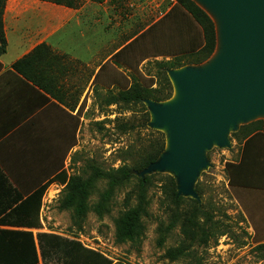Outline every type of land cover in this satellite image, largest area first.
<instances>
[{
  "label": "rangeland",
  "instance_id": "obj_1",
  "mask_svg": "<svg viewBox=\"0 0 264 264\" xmlns=\"http://www.w3.org/2000/svg\"><path fill=\"white\" fill-rule=\"evenodd\" d=\"M63 1L64 4L71 2L74 4L72 8L81 10L78 19L71 23L72 30H75L74 42L77 43L70 55L71 68L75 69L74 76L78 78V96L71 98L73 107L76 101L79 106L78 141L64 144L61 158L47 162L45 176L40 178L39 184L46 185L47 189L39 214L30 211L31 223L37 224L41 234L78 242L86 250L106 259L103 261L101 257L87 255L81 257L82 264H264V248L258 249L264 244L248 236L246 226L240 224L242 216L236 213L232 203L230 166L237 158L233 135L238 132L233 129L228 134V145L220 147L215 144L204 151L205 165L192 186L193 196L188 197L197 200L200 209L206 208L211 222L218 228L208 245L196 246L191 251L192 257L179 261H171L167 257L168 251L176 248L182 240L179 227H171L170 214L164 205L163 193L169 182L166 176L178 178L171 170L158 172L160 175L153 180L148 193L149 216L143 219L145 233L139 240L118 243L114 224L128 204L135 205L136 180L115 191L110 213L102 217L94 212V206L100 193L106 189L104 183L91 190L89 211L79 221L74 220V206L69 209L63 207L68 197L66 186L74 177H88L91 174L88 166L109 170L124 164L132 165L150 141L160 137L157 132L165 136V150L169 149L167 132L151 126L152 114L147 104L150 121L143 127L146 115L141 107L108 106L107 100L110 93L127 90L135 81L145 87L157 88V62L188 64L193 59L190 54L198 51L202 44L201 28L177 0ZM194 1L215 23L216 52L221 51L223 57L227 43L226 39L221 43L220 19L206 4ZM66 56L64 64L69 60ZM104 62H107L106 66L100 70ZM202 67V64L185 65L177 70ZM93 74V87L86 96V81L89 82ZM247 125L240 124L239 130ZM188 206L189 203H185L181 212ZM221 232L225 235L220 236ZM160 237L164 238L162 245L159 244ZM49 264L63 263L53 259Z\"/></svg>",
  "mask_w": 264,
  "mask_h": 264
},
{
  "label": "crops",
  "instance_id": "obj_2",
  "mask_svg": "<svg viewBox=\"0 0 264 264\" xmlns=\"http://www.w3.org/2000/svg\"><path fill=\"white\" fill-rule=\"evenodd\" d=\"M80 12L41 0L6 3L7 45L0 56V256L29 249L15 241H28L25 234L32 233L43 264L37 241L40 229L30 227L25 200L41 187L47 162L61 158L64 144L78 141L79 106L76 101L73 107L71 100L78 96V78L70 55L77 43L71 23ZM94 76L86 81V96ZM238 132L232 203L248 236L264 244V131Z\"/></svg>",
  "mask_w": 264,
  "mask_h": 264
},
{
  "label": "trees",
  "instance_id": "obj_3",
  "mask_svg": "<svg viewBox=\"0 0 264 264\" xmlns=\"http://www.w3.org/2000/svg\"><path fill=\"white\" fill-rule=\"evenodd\" d=\"M8 0H0V56L6 52V36L4 30V11ZM52 2L57 5H66L74 7V4L68 2L64 4L63 0H41ZM180 7L197 23L202 31V44L201 48L192 52L190 56L193 58L188 64L180 65L176 62H157L159 83L157 88L145 87L138 81L133 85L118 94L110 93L108 98V106L120 105L127 108L141 107L146 115V120L143 122V127L147 126L150 121L149 112L145 106L146 100H152L157 103L165 102L171 99L173 94V86L170 82L167 72L169 70H176L185 65H201L207 62L217 47V33L213 20L202 7L198 6L193 0H177ZM103 69V68H102ZM101 69V70H102ZM243 129H253L254 131H264V120L253 122ZM240 130V131H241ZM239 133V132H238ZM238 133L234 134V139L237 138ZM160 136L151 140L144 152L137 160H133L132 165L124 164L117 169L104 170L96 165L88 166L91 174L88 177L78 176L70 180L66 186L68 197L64 202V208L75 207L74 220L79 221L84 218L88 213V201L92 195V189L96 190L100 183H104L106 189L100 193L98 203L94 206V212L102 217L110 213V204L114 198L116 190L125 188L136 180L135 183V205L128 204L125 211L115 219V236L118 243L126 241H135L143 237L145 233V225L143 219L149 216L150 201L148 193L153 187V180L160 174L154 173L145 177L138 178L136 175H141L144 171L148 170L152 165L157 163L161 154L165 151V136L157 132ZM236 168L233 164L230 166V183L231 187L237 185L234 181L233 170ZM169 180L164 191L167 212L170 214L171 227L178 226L182 240L176 248L168 251L167 257L171 261L184 260L193 256L191 252L196 246L208 245L212 236H215V231L218 230L215 223L211 222L210 213L206 208L200 209L199 202L189 198H184L178 195L177 184L173 177L166 176ZM46 185L41 186L34 192L27 200H25V212H35L37 215L41 209L42 198L46 191ZM96 192V191H95ZM129 200L127 199V202ZM185 203H189L187 210L181 212V207ZM27 206L29 208H27ZM30 212V213H31ZM32 228L38 227L36 223H32ZM220 236L225 233L221 232ZM24 242L15 241L16 244L24 247L29 246V249L24 250V254L15 256H0V264H39V256L36 250V242L33 234H25ZM163 239L160 237L159 244H163ZM45 240H49L45 243ZM40 256L43 264H49L51 260L56 259L58 262L62 261L63 264H82V258L91 255L94 258L101 257L96 253L90 252L83 248V246L74 241L66 240L64 238L48 235L38 234L37 236ZM264 245L258 246V249H263ZM102 258V257H101ZM103 261L104 258H102Z\"/></svg>",
  "mask_w": 264,
  "mask_h": 264
},
{
  "label": "water",
  "instance_id": "obj_4",
  "mask_svg": "<svg viewBox=\"0 0 264 264\" xmlns=\"http://www.w3.org/2000/svg\"><path fill=\"white\" fill-rule=\"evenodd\" d=\"M206 1L224 17V56L211 68L204 65L212 57L201 69L168 71L174 91L176 86L181 92L180 102L171 103L173 97L164 105L145 101L151 126L167 132L170 147L140 176L171 170L184 198L193 196L205 150L228 145L230 130L239 131L240 124L264 119L257 118L264 114V0Z\"/></svg>",
  "mask_w": 264,
  "mask_h": 264
},
{
  "label": "bare ground",
  "instance_id": "obj_5",
  "mask_svg": "<svg viewBox=\"0 0 264 264\" xmlns=\"http://www.w3.org/2000/svg\"><path fill=\"white\" fill-rule=\"evenodd\" d=\"M201 1V3L203 2L204 5L206 4L212 11L215 12V14L218 16L217 18L220 19V23L222 24L221 25V43H223L225 41V23H224V17L223 15L221 14V12L219 10H217L214 6H212V4H210L209 2H207L206 0H199ZM221 55H222V52L219 51V52H216V54L211 58V60L209 61V63L205 66V67H208V68H211L212 66H214L217 62H219L221 60ZM181 98H182V95H181V92L179 90V88H177L175 86V91H174V96H173V99L171 100V103H177V102H180L181 101ZM260 116H257L258 118H262L264 117V114H259Z\"/></svg>",
  "mask_w": 264,
  "mask_h": 264
}]
</instances>
